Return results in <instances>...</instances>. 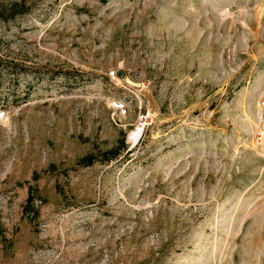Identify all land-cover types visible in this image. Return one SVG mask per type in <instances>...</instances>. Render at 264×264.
<instances>
[{"label":"rangeland","instance_id":"1","mask_svg":"<svg viewBox=\"0 0 264 264\" xmlns=\"http://www.w3.org/2000/svg\"><path fill=\"white\" fill-rule=\"evenodd\" d=\"M0 113V264H264V0H0Z\"/></svg>","mask_w":264,"mask_h":264},{"label":"bare ground","instance_id":"2","mask_svg":"<svg viewBox=\"0 0 264 264\" xmlns=\"http://www.w3.org/2000/svg\"><path fill=\"white\" fill-rule=\"evenodd\" d=\"M137 86H140V84ZM144 126L145 123L143 121H138L134 128L128 133V141L132 146L138 142V139L143 132Z\"/></svg>","mask_w":264,"mask_h":264},{"label":"trees","instance_id":"3","mask_svg":"<svg viewBox=\"0 0 264 264\" xmlns=\"http://www.w3.org/2000/svg\"><path fill=\"white\" fill-rule=\"evenodd\" d=\"M123 148H124V145H122L120 148H115V149L105 152L104 158H106V160H111L115 158L119 154L120 150ZM92 158H93L92 156H87L81 159L79 163H81L82 165H90L92 163Z\"/></svg>","mask_w":264,"mask_h":264},{"label":"built area","instance_id":"4","mask_svg":"<svg viewBox=\"0 0 264 264\" xmlns=\"http://www.w3.org/2000/svg\"><path fill=\"white\" fill-rule=\"evenodd\" d=\"M108 75H109V78H115L117 76V73L114 71H110L108 73ZM112 108L115 110H122L124 108V106L122 103H118L117 101H113L112 102ZM2 117H3V113H0V118H2Z\"/></svg>","mask_w":264,"mask_h":264},{"label":"water","instance_id":"5","mask_svg":"<svg viewBox=\"0 0 264 264\" xmlns=\"http://www.w3.org/2000/svg\"><path fill=\"white\" fill-rule=\"evenodd\" d=\"M117 75H118L119 78H122L128 84H132L133 86H137L139 84V83H135V82L131 81L129 78H127L124 75V72L123 71H119Z\"/></svg>","mask_w":264,"mask_h":264}]
</instances>
